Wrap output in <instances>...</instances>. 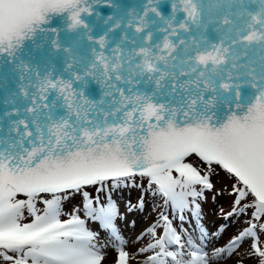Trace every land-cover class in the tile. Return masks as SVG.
Masks as SVG:
<instances>
[{
  "label": "snow or ice",
  "instance_id": "6c2138e0",
  "mask_svg": "<svg viewBox=\"0 0 264 264\" xmlns=\"http://www.w3.org/2000/svg\"><path fill=\"white\" fill-rule=\"evenodd\" d=\"M128 7L0 0V264H104L89 220L129 264L115 205L89 189L142 177L198 215L217 169L235 181L227 216L248 209V226L209 257L162 215L138 237L151 236L143 264H264V0ZM76 196L83 212H66Z\"/></svg>",
  "mask_w": 264,
  "mask_h": 264
},
{
  "label": "rangeland",
  "instance_id": "374dc122",
  "mask_svg": "<svg viewBox=\"0 0 264 264\" xmlns=\"http://www.w3.org/2000/svg\"><path fill=\"white\" fill-rule=\"evenodd\" d=\"M134 181L136 179L118 186L109 184L104 187L102 192H95L92 197L99 196L97 207L107 205L109 200L115 205L117 210V215L113 221L115 228L123 240L126 241L124 247L129 252L130 257L136 256L135 260L130 259L129 264H143L147 254L140 253L139 250L151 241V236L145 234L141 239H138V237H141V234L145 233L146 229L156 225L157 222L162 223L161 216L166 215V210L155 213L154 205L150 199L154 195L152 190L147 184H138ZM129 193H133V202L128 200L130 197L128 196ZM141 197L144 201L143 207L139 206ZM224 203L221 201L218 206L220 207ZM74 207L80 208L81 212H83L82 201L65 209V211L70 212ZM221 212L218 209L210 215H203V212L199 211L198 215L194 214L189 220L185 217L181 219L182 216L179 217L178 220H175V224L172 222L173 220H169L178 234L195 241L209 257H216V249H224L228 242L240 233L237 229V231L228 229L232 217L227 216L229 212ZM89 225L94 232L98 233V247L101 248L105 255L104 264H115L116 248L120 246L119 242L114 239L110 230L100 226V221L89 220ZM157 231L159 233L162 230L157 229ZM261 239L264 240V237ZM249 246L250 242L244 243L243 249L247 251ZM243 254L241 253V255ZM238 259L235 255L231 257L225 255L223 258L210 260V264H238ZM243 264H256V260L251 257H245Z\"/></svg>",
  "mask_w": 264,
  "mask_h": 264
},
{
  "label": "trees",
  "instance_id": "16d2710c",
  "mask_svg": "<svg viewBox=\"0 0 264 264\" xmlns=\"http://www.w3.org/2000/svg\"><path fill=\"white\" fill-rule=\"evenodd\" d=\"M203 165H200V168L203 169ZM136 183L140 184H147V179L142 177L135 178ZM212 180L214 183V191H209L206 193V198L201 199L199 201L200 203V212H203V215H210L214 213L216 210H221L223 213L227 212H233V200L234 196L230 195L231 193V186L235 182L233 179L228 177L225 173H223L221 170L217 169L216 174L212 176ZM96 191L94 189H89L90 196H94V193ZM128 198L129 201L133 200V193H129ZM223 198H225L223 200ZM151 202L154 205L155 213H158L159 211L166 210V215L168 218L175 224V220H178L179 217H185L188 218L187 220L191 219L194 215L193 211L190 209H185L183 212L178 211L177 209L172 208L169 204H166L164 202V199L160 197L159 195H152L151 196ZM82 201V197L76 196L74 199H71L70 201L66 200L65 203V209L77 204L78 202ZM134 201V200H133ZM132 201V202H133ZM225 202L224 205H221L219 207V202ZM218 208V209H217ZM221 212V213H222ZM232 220L229 224L228 229L230 231L232 230H238L243 231L247 226L249 221L252 218V212L248 209H245L243 212L240 211L239 206H237L236 211L231 215ZM253 222V221H252ZM236 230V231H237Z\"/></svg>",
  "mask_w": 264,
  "mask_h": 264
},
{
  "label": "water",
  "instance_id": "95a60500",
  "mask_svg": "<svg viewBox=\"0 0 264 264\" xmlns=\"http://www.w3.org/2000/svg\"><path fill=\"white\" fill-rule=\"evenodd\" d=\"M113 2L121 5H129L127 10L131 11V5H134L136 3V0H113ZM97 8L100 11L101 15L104 16L112 15L114 12V9L108 7V4L106 2L98 5ZM96 87L99 89L100 86L96 85ZM97 98H99V96H97Z\"/></svg>",
  "mask_w": 264,
  "mask_h": 264
}]
</instances>
